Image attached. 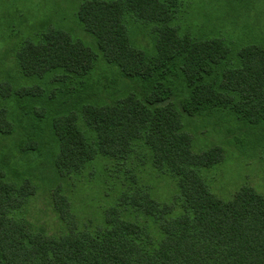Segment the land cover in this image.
I'll list each match as a JSON object with an SVG mask.
<instances>
[{
  "label": "trees",
  "instance_id": "obj_1",
  "mask_svg": "<svg viewBox=\"0 0 264 264\" xmlns=\"http://www.w3.org/2000/svg\"><path fill=\"white\" fill-rule=\"evenodd\" d=\"M75 10L91 42L42 24L0 66V264H264V197L250 187L216 197L202 172L224 151H193L202 128L231 135L241 153L264 149V31L247 41L217 19L195 27L187 0H81ZM139 156L174 182L170 202L126 186L101 224L79 228L56 185L65 232L26 220L33 170L55 182Z\"/></svg>",
  "mask_w": 264,
  "mask_h": 264
},
{
  "label": "rangeland",
  "instance_id": "obj_2",
  "mask_svg": "<svg viewBox=\"0 0 264 264\" xmlns=\"http://www.w3.org/2000/svg\"><path fill=\"white\" fill-rule=\"evenodd\" d=\"M79 2L81 0H0V66H11L13 45L40 31L42 24L44 28L53 26L69 30L85 42H91L73 19ZM187 4L191 15L188 19L195 27L205 19H217L222 30L231 33L234 39L259 40L263 35L260 32L264 31V0H187ZM211 23L217 24L215 21ZM243 28H247L245 32ZM142 36L136 37L140 44L147 40ZM193 139L194 152L214 145H220L224 151L221 164L202 172L213 195L231 200L239 189L250 187L264 197V149L255 154L241 153L231 135H225L223 131L219 134L211 128H202ZM119 168L121 172H117ZM33 173L37 176V189L26 205L24 215L33 230H42L50 236L65 232L51 200L56 185L70 201L77 226L87 229L101 224L105 209L114 203L119 191L126 186L147 189L161 204L170 202L176 194L174 182L156 173L149 158L142 156L134 157L125 167L101 159L81 174L55 182L49 181L51 174L44 169H35ZM130 175L135 176V185L131 184Z\"/></svg>",
  "mask_w": 264,
  "mask_h": 264
}]
</instances>
